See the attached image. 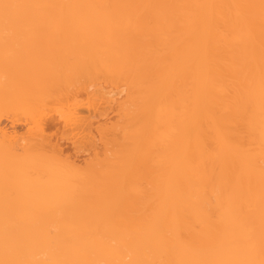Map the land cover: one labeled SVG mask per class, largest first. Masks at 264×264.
Listing matches in <instances>:
<instances>
[{
	"label": "bare ground",
	"instance_id": "bare-ground-1",
	"mask_svg": "<svg viewBox=\"0 0 264 264\" xmlns=\"http://www.w3.org/2000/svg\"><path fill=\"white\" fill-rule=\"evenodd\" d=\"M102 81L80 166L46 105L92 148ZM0 264H264V0H0Z\"/></svg>",
	"mask_w": 264,
	"mask_h": 264
},
{
	"label": "rangeland",
	"instance_id": "rangeland-1",
	"mask_svg": "<svg viewBox=\"0 0 264 264\" xmlns=\"http://www.w3.org/2000/svg\"><path fill=\"white\" fill-rule=\"evenodd\" d=\"M100 84L101 85H99V87L101 89H104L105 91L112 92L114 94V100L109 102V103L102 104L99 107L97 116L92 117L93 125L91 126V134H93L92 136H93L94 141L96 143V145L92 148L88 147L86 144H83L84 142L81 141V137L75 136V138H74L73 132H71L68 128H67L68 131L67 130L65 131L66 126H65L61 116L59 117L60 114L58 112L59 110L66 109L67 106L70 104L78 105L80 108H83L85 110L89 101H90V98L87 95L86 89H84L82 87L71 88L70 91L68 92V94L66 95V97L61 98V101H58L56 99L55 100H49L47 102V105H46V111L48 113L47 114L48 119H47V117L45 119L46 132H45L44 137L46 136L45 138H47V140L50 138L49 141H51L52 143H55V142L59 143L61 145L62 150H63V155L66 157H71L80 166H84L87 162L95 159V157H98V156L102 157L104 155L105 146H106L104 143V139L111 138L114 134H116V130L114 131V128L116 127V125L118 124V122L121 119V115H119L120 114L119 104L126 96L127 87H125L124 85L117 86V85H114V84L107 82V81H102ZM92 89L93 88H90L89 91H91ZM122 90H124V91L122 92ZM86 114H88V113L86 112ZM11 115H13V114H11ZM11 115H10V117H9V115H6V118H5V116L1 118V122L3 121L1 123V126L2 127L5 126L6 129H8V131H10V132L12 131V133L15 132L14 134H18L16 136L17 138H20V137L25 138L26 137L25 139L27 140V138L29 137L28 136L29 133H27V132L30 131L28 129L30 127V124L28 127L27 126L28 123L25 121L26 119L24 117H19L18 118V119H20V121H19L18 119H16V116L14 115L15 119L17 121L15 123V119L11 118L12 117ZM18 116H20V115H18ZM21 118H24V120ZM12 119L14 120L13 122H12ZM103 126L108 127V131L106 133L101 131V128ZM13 128L16 131L13 132ZM69 131L71 132V134ZM67 132L69 133V135H67ZM32 136L30 138H32ZM72 137L74 140L72 139ZM76 137H77V139H76ZM25 139L21 138V140L17 139V141H20V144H21V143H23V141L26 142ZM78 140H80V141H78ZM27 142L29 143L30 141L27 140Z\"/></svg>",
	"mask_w": 264,
	"mask_h": 264
},
{
	"label": "snow or ice",
	"instance_id": "snow-or-ice-1",
	"mask_svg": "<svg viewBox=\"0 0 264 264\" xmlns=\"http://www.w3.org/2000/svg\"><path fill=\"white\" fill-rule=\"evenodd\" d=\"M11 7H14V6H13V5H7V4L3 5V8H4L5 10H7V9H9V8H11Z\"/></svg>",
	"mask_w": 264,
	"mask_h": 264
}]
</instances>
